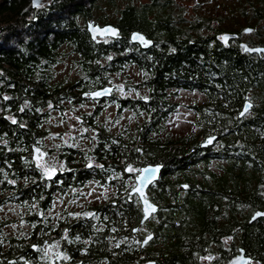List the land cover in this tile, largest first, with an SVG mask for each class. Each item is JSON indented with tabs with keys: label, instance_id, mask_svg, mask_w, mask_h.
<instances>
[{
	"label": "trees",
	"instance_id": "trees-1",
	"mask_svg": "<svg viewBox=\"0 0 264 264\" xmlns=\"http://www.w3.org/2000/svg\"><path fill=\"white\" fill-rule=\"evenodd\" d=\"M136 1L43 0L34 6L32 0H0V205L25 207L12 221L27 224L9 233V218L0 217V264H137L166 254L168 264H188L193 249L221 230L225 217L237 215L247 248H264V226L249 221L264 209V59L222 46L215 30L206 31L205 15L187 19L174 0ZM107 8L117 14L121 37L95 40L86 24L91 18L111 22ZM132 29L146 32L154 45L131 43ZM64 58L75 76L59 79L56 66ZM104 85L114 86L107 103L116 104L115 121L130 113L118 130L100 118L97 105L81 114L78 136L86 143L49 147L52 111L64 114L87 99L84 92ZM247 101L252 108L241 117ZM184 106L194 116L179 130ZM213 134L215 143L202 147ZM35 148L55 151L61 162L49 179L38 171L33 178ZM148 163L163 165L148 198L170 207L164 213L170 218L163 225L146 222L155 240L145 248L132 231L144 224L140 200L130 194L139 172L126 168ZM90 182L114 192L81 215L62 211L48 219L44 209L30 210L33 197L45 207L63 193L83 195L79 189ZM49 235L50 258L42 246ZM182 245L189 250L176 249Z\"/></svg>",
	"mask_w": 264,
	"mask_h": 264
},
{
	"label": "flooded vegetation",
	"instance_id": "flooded-vegetation-1",
	"mask_svg": "<svg viewBox=\"0 0 264 264\" xmlns=\"http://www.w3.org/2000/svg\"><path fill=\"white\" fill-rule=\"evenodd\" d=\"M132 0H128L130 2ZM175 3L181 5L183 13H185L184 6L188 7H198L204 10L203 14L208 20V26L205 27L206 31L215 30L216 39L221 42V45L226 47L229 50H236L237 52L249 55V56H258L264 59L263 52H247L245 51V47L248 48H264V0H174ZM152 3V0H148L145 3ZM112 23V22H111ZM114 23V22H113ZM116 24V23H114ZM119 26L118 24H116ZM245 29H252L251 32H246ZM135 29L130 30L128 37ZM144 32V31H142ZM147 37H150L146 32H144ZM224 34H228L230 39L227 44L219 39ZM111 38V37H105ZM153 44L155 43L154 38ZM130 40V38H129ZM131 42V41H130ZM132 43V42H131ZM138 47H143L138 43H133ZM151 45V46H152ZM127 53H131L130 44L127 47ZM84 94V93H83ZM84 98H90L89 96H84ZM96 103H98L101 107L107 103V98L103 100L92 99ZM84 101V100H83ZM81 103V102H79ZM103 109V108H102ZM103 111V110H102ZM38 161H42L40 158L34 159L32 164L34 165L32 168L33 178L36 171L39 173H44L45 170L42 165L38 164ZM35 163H37L38 168L36 169ZM53 173L51 172V175ZM51 175H46L48 179L51 178ZM154 184V183H153ZM49 185V183H48ZM151 187V185H150ZM149 187V188H150ZM79 197V196H78ZM78 197H69L68 193H63V196H58L56 199L51 202V199L45 203V207L41 206V202L34 197L31 199L30 210H41L44 209V217L48 218V214L54 213L52 210L55 207L57 202H64L65 200H70ZM158 206V211L153 213L151 217L146 221H152L155 225H163L169 220V215H164L166 211L170 210V207L161 206L158 202H156ZM14 205L19 206L18 203H14ZM20 210L25 209L23 206H19ZM224 211H229L228 208H223ZM264 210V209H261ZM63 211V210H62ZM81 211V210H80ZM79 210H69V213L78 214ZM230 212V211H229ZM257 212V211H256ZM255 213V212H254ZM254 213L251 215L249 221L255 222L257 227L264 226V216L256 217L251 221ZM82 213H80L81 215ZM42 215V214H41ZM141 215H142V207H141ZM58 220V217H55ZM227 222L229 220H235V223L231 222V225L226 224L222 227L221 230L217 231L214 236L209 234L207 238L208 241L203 244L201 248L193 249V253L190 258V263L188 264H264V248L261 246H254L252 250H249L245 245V232H244V223L242 220V215H237L234 217H225ZM33 223H36L40 217H34ZM50 222V220H49ZM146 222L138 226V230L135 232V227H133V237L140 242L141 247L148 248L150 243L154 241L155 231L153 230V226H146ZM64 235L66 234L63 231ZM152 235V239L149 240L145 245L143 243V239L146 236ZM157 239L160 237L159 233L157 234ZM32 238V237H31ZM30 240L31 246L36 249L39 245L35 240ZM8 242V239H7ZM160 242V241H158ZM157 242V243H158ZM159 244V243H158ZM42 246L48 247L51 246V236H45ZM182 249L188 251V246H176V249ZM48 258H50V251L47 249L45 251ZM167 258L169 256L163 255L158 257L149 256L145 260L147 261H155V264H168ZM143 260V261H145ZM76 261V260H74ZM141 261V262H143ZM139 262V263H141ZM137 263V264H139Z\"/></svg>",
	"mask_w": 264,
	"mask_h": 264
},
{
	"label": "rangeland",
	"instance_id": "rangeland-1",
	"mask_svg": "<svg viewBox=\"0 0 264 264\" xmlns=\"http://www.w3.org/2000/svg\"><path fill=\"white\" fill-rule=\"evenodd\" d=\"M117 2L119 5H125L128 0H117ZM145 2H148V0L136 1L137 5L143 4ZM177 6L181 5L177 4ZM183 8L185 10L184 16L187 19L191 20L195 17V15L204 12L202 8L198 7L184 6ZM100 12L101 10L96 13ZM105 13L109 17V21L116 23L115 17L117 16V14L115 13V10L113 8H107V10H104V14ZM69 60L70 58H64V60L56 66L55 72L59 79L67 78L68 76H75V72L72 70L71 62ZM186 102H188V100H186ZM97 105L99 104L96 103L94 100H92L91 98H87L84 100V102L78 103L76 108L73 107V105L67 107V110L64 114L56 110L52 111L53 115L50 116L49 125L51 126L53 132L45 138L46 144L49 147H53L56 142H70L78 146H81L82 144L86 143L87 139L78 136V133H81L82 127V124L80 123L81 114L82 112H92L95 106ZM102 108L100 109L103 110L100 118H108V120L111 121V124H113L114 130H118V128L125 122L126 117L130 114L129 111H127L123 115L121 121H115L117 115L116 104L113 101H110V103L104 104ZM181 110L182 111L179 113L177 118L176 127L179 130H186L190 127L194 113H192L191 110L189 108H186L185 106L182 107ZM39 158L42 161H38V164L42 165L45 172L46 170H49L51 172V170L53 169L56 171L57 167L61 165V162H59L58 160L56 161L55 159V151H48L47 149H42L39 151ZM79 190L83 195H79L78 198H73L70 200L67 199L64 202H57L52 212L60 215L62 210L63 212L66 211L69 213V210L75 209L79 210L78 214H80V210H82V208L86 205H92L103 202L105 196L111 195L114 192L109 187L101 186L96 182H90L85 187L80 188ZM19 210L20 207L14 205L13 202H8L4 203L3 205H0V217H8L11 222L8 223L5 228L7 231H9V233H13L17 229L16 227L19 226L22 228H27V224L22 222V218L20 219V222L12 221L14 218H17V212ZM22 210L23 209H21L20 211ZM47 249L50 251L51 254V247L49 246V248L47 247Z\"/></svg>",
	"mask_w": 264,
	"mask_h": 264
},
{
	"label": "water",
	"instance_id": "water-1",
	"mask_svg": "<svg viewBox=\"0 0 264 264\" xmlns=\"http://www.w3.org/2000/svg\"><path fill=\"white\" fill-rule=\"evenodd\" d=\"M42 1H43V0H32V3H33L34 6H37V5H40V4L42 3ZM90 25L99 26L100 28H104L105 26H112L113 28H115V29L118 30V35L115 36V37H113L111 34L101 35V34L97 33V34L94 35L93 32H92V30H91V28H90ZM86 26H87V30H88L89 33H90V36H91L93 39H95V40H97V39H102V38H105V37H111V38H119V37H121V29H120V27L117 26V25L114 24V23H111V22L101 24V23H96L95 20H94L93 18H91V19L87 22ZM134 34H139V35L143 36V37L145 38V40L150 41L151 43H150V44H145V43L142 42V41L133 40V35H134ZM224 35H228V34H224ZM228 36H229V35H228ZM129 38H130V41H131L132 43H138V44H140V45L143 46V47H150V46L153 44V42H154L152 38L147 37L146 34H145L144 32H142L141 30H139V29H135V30L131 31V33H130V35H129ZM245 48H248V47H245ZM248 49H264V48H248ZM253 52H255V51H253ZM259 53H260V52H259ZM263 53H264V52H263ZM105 90H109V91H105ZM113 91H114V86H113V85H104V86L97 87V88H95V89H93V90H90V91L84 92L83 95H84V96H89L91 99L103 100V99H106V98H110V97H112V95H113ZM96 92H101L102 95L97 97V96L94 95V93H96ZM249 104L251 105V107L248 108L247 112L252 108V103L249 102V101H247V102L243 105L241 111L239 112V116L242 117V116H244V115L247 113V112H245L244 110H245V107H246L247 105H249ZM241 113H244V114L241 115ZM216 140H217V135L213 134V135L207 136V137L203 140V142H202L201 145H202V147H207V146L213 145V144L215 143ZM209 141H211V142L209 143ZM36 149H38V148H35V150H34V151H35V156H36V158H39V152H37ZM39 151H40V150H39ZM155 166H159V167H160V170H159V172L156 174V179H155L153 182H155V181H157V180L159 179V177H160V173H161L162 168H163V165H162V164H155V163H148V164H146V165H144V166H142V167L140 168V169H143V168H145V167H155ZM140 175H141V173L139 172V174L135 177V182H136V184H135V186H133V187L131 188V190H130V194H134V195L136 194V195L138 196L139 200H140L141 207H142V218H141L140 223L143 224V223L146 222V221L151 217V215L153 214V213H151V215H149V216H147V218H145V217H146V213H145V207H146V206H145V203H144V197L147 198V190H148V188L150 187V185H151L153 182L148 183L147 185H144V186H143V187H144V197H142L139 193H137V192L134 191V189H135L136 187H140V186H141V185H140V182H139V179H138V177H139ZM147 200H148V203H149V204L154 205V206L156 207V211H155V212H157L158 205L155 204V203H153V202H151L148 198H147ZM155 212H154V213H155ZM257 213H264V210H258L257 212L254 213L253 217H259V216H256ZM253 217L251 218V220H253ZM138 228H139V227L137 226V227L134 229L135 232L138 230ZM151 236H152V235H151ZM147 238H148V236L144 237V239H143V243H142V244H144V245L146 244V243H144V241L147 240ZM148 241H149V240H148ZM67 264H85V263H83L82 261H78V260H76V261H70V262H68ZM142 264H155V261H146V263L144 262V263H142Z\"/></svg>",
	"mask_w": 264,
	"mask_h": 264
},
{
	"label": "snow or ice",
	"instance_id": "snow-or-ice-1",
	"mask_svg": "<svg viewBox=\"0 0 264 264\" xmlns=\"http://www.w3.org/2000/svg\"><path fill=\"white\" fill-rule=\"evenodd\" d=\"M90 28L93 32V34H101V35H106V34H111L113 37L118 35V30L113 28L112 26H105L104 28H100L99 26H95V25H90ZM246 32H251L252 29H245ZM219 39L221 41H223L225 44H227L228 40L230 39V37L228 35H222L221 37H219ZM133 40H138V41H142L145 44H150V41L145 40V38L139 34H134L133 35ZM245 51L247 52H264V49H248L245 48ZM109 59H111V57H109ZM105 91H109V90H105ZM95 96H101L102 93L101 92H96L94 93ZM4 99H8V97H4ZM251 105H247L245 107V112H247L248 108H250ZM244 113H241V115H243ZM13 123H16L15 120L12 121ZM211 141H209L210 143ZM37 152H39V149H36ZM160 167L159 166H155V167H145L143 169H134L133 167L129 166L126 168V171L128 173H133V172H140L141 175L138 177L139 182H140V187H136L134 189L135 192L139 193L142 197H144V185H147L148 183L153 182L156 179V174L159 172ZM55 170H51V172H54ZM51 172L49 170H46L45 174L46 175H51ZM187 187V186H185ZM144 203H145V213H146V217L151 215V213H154L156 211V207L154 205H151L148 203V200L146 197H144ZM256 216H264V213H257ZM256 217H253V219H255ZM152 236L149 235L147 240L144 241V243H147L148 240H151ZM46 254V253H45ZM64 259H68L67 256L63 257Z\"/></svg>",
	"mask_w": 264,
	"mask_h": 264
},
{
	"label": "bare ground",
	"instance_id": "bare-ground-1",
	"mask_svg": "<svg viewBox=\"0 0 264 264\" xmlns=\"http://www.w3.org/2000/svg\"><path fill=\"white\" fill-rule=\"evenodd\" d=\"M139 174V173H138ZM160 176H161V173H160ZM160 178V177H159ZM147 198H148V190H147ZM149 199V198H148ZM151 202H153L151 199H149ZM153 203H155V202H153ZM155 204H157V203H155ZM158 205V204H157ZM159 206V205H158ZM157 211H158V209H157ZM156 213V212H155ZM145 223V222H144ZM146 261L147 260H145V261H143V262H141V263H139V264H142V263H146Z\"/></svg>",
	"mask_w": 264,
	"mask_h": 264
}]
</instances>
